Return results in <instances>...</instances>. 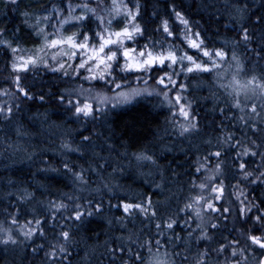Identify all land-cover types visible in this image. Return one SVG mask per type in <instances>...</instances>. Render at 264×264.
Returning a JSON list of instances; mask_svg holds the SVG:
<instances>
[{
  "label": "trees",
  "instance_id": "16d2710c",
  "mask_svg": "<svg viewBox=\"0 0 264 264\" xmlns=\"http://www.w3.org/2000/svg\"><path fill=\"white\" fill-rule=\"evenodd\" d=\"M99 2L110 8L112 0H22L17 3L18 7L8 0H0V30H3L0 40L13 46L19 43L31 52L41 40L34 36L29 25L38 18L53 16V7L59 12L46 22L49 32L61 20L68 19L69 23L60 29L64 35L80 31H88L91 35L93 30H101L95 16L85 25H79L71 17L91 16L83 11V5H87L96 8L97 15L109 19L107 12L97 8ZM123 3L134 11V6L140 5L136 23L144 32L129 44L139 51L148 45L156 53L161 46L167 49L172 45L186 51L198 63H206L208 58L185 42V36L195 39L192 33L200 32L204 46L210 51L213 48L229 51L235 47L246 69L243 78L264 73V51H261L264 41L260 40L264 24L257 23L264 17V0H123ZM173 9L189 21L190 32ZM237 9L242 10L243 19ZM24 13L30 15L28 23ZM113 19V28L123 23V20L113 22ZM164 21L172 36L163 31ZM241 25L255 33V42L247 47L242 42L235 46L231 43L240 41ZM226 40L228 45L224 43ZM12 62L11 50L0 44V90L9 91L8 96L0 95V104L13 107L10 117L0 115V226L35 228V220L39 219L43 235L37 231L21 247L0 243V264H51L45 252L50 250V245L63 243L59 237L62 230L69 231L71 236L67 260L62 264H120L119 255L110 257L109 247L118 249L121 245H131L136 249L145 240L153 243L159 240L161 252L167 249L170 253H180L176 257L177 264H195L198 253L205 249L209 252L205 258L207 264H231L229 248L220 254L215 249L234 239L240 241L239 246H246L245 235L249 228L252 234L260 235L251 220L242 222L236 197L239 195L245 205L251 202L264 209V177L260 176L264 172V160L260 155L264 153V112L252 119L231 107L225 89L216 83L215 70L181 72L174 77L178 84L187 85L182 95L191 101L190 116L196 122L195 130L181 134V117L178 124L174 123L172 107L162 99H141L92 117H78L60 96L76 91L79 82L83 92L90 88L109 94L116 87L104 86L105 82L97 80L86 82L82 74L79 80L65 76V68L53 71L52 63L48 62L47 67L42 65L26 72H14ZM120 68L119 65L113 67L118 84L126 79L134 82L133 76L141 79L145 76L143 72L131 74ZM149 73L147 78L161 91L155 78L162 73L155 68ZM15 75L20 76V85L30 98L17 92ZM222 83H227V79ZM176 91L173 88L169 97ZM221 108L224 111H220ZM241 116H245L247 124ZM229 135L233 139L225 143ZM84 136L89 137V142L83 141ZM237 139L258 154L238 157L241 149L234 146ZM252 141L259 147H253ZM216 151L221 152V157L210 155ZM140 154L150 156L151 160H137ZM241 160L246 165L244 171L252 173L246 179L238 167ZM219 161H222L220 172L215 173ZM201 164L203 167L197 172ZM76 173H82L83 181L76 178ZM212 175L215 179L208 181L206 178ZM221 181L224 195L214 203L217 207L223 204L231 209L227 219L207 209L202 211L203 219L192 209L184 210L185 204L195 196H214L211 188ZM194 183H206L207 187L201 190L194 187ZM241 191L244 195H240ZM59 203L67 208L57 210L53 207ZM96 204L100 205L99 212L94 207ZM124 204H141L147 213L136 208L125 212ZM259 209L253 207L248 216L260 214ZM75 210L85 213L80 221L74 219ZM153 210L155 216L151 215ZM88 212L92 215H87ZM13 216L18 224L11 223ZM169 218L175 220L172 229L166 227ZM29 221L32 223L28 224ZM213 223L217 224L216 228L210 226ZM201 228L211 239H197L201 236ZM130 236L136 243L129 241ZM33 248L38 249L37 252L33 253ZM141 251L145 257L149 255L146 249ZM245 256L247 264H258L264 258V250L252 246Z\"/></svg>",
  "mask_w": 264,
  "mask_h": 264
},
{
  "label": "snow or ice",
  "instance_id": "6c2138e0",
  "mask_svg": "<svg viewBox=\"0 0 264 264\" xmlns=\"http://www.w3.org/2000/svg\"><path fill=\"white\" fill-rule=\"evenodd\" d=\"M11 4L18 7L17 0H11ZM134 7L135 11L133 8L128 7L127 4L123 3V0H112L110 8H105L103 3L99 2L97 3V8H99L101 12H107L109 16V19L105 20L103 15H97L96 8H89L87 5H83V11L91 13V16L82 14L71 17V19L75 20L79 25H85L91 21L92 16H95L101 30H93L91 35L88 31H80L74 32L71 35H64L60 29L63 27V24L69 23L68 19L59 22V25L55 27L53 31L49 32L47 30L49 23L46 22H50V20L54 18V14L59 12V9L53 7V16L38 18L34 24L29 25L34 36L41 40L39 46L34 48L31 52L24 49L19 43H17L16 46H13V44L8 41L0 40V44H3L6 48L11 50L13 54L12 69L14 72L27 71L30 66L36 67L39 64H43L47 67V60H56L59 55L61 57H67L65 63L79 59V63L73 68V73L77 76L79 75L80 69H86L89 73L88 76L84 77L86 80L104 81V86L114 85L116 88H120L121 85L116 83V78L112 75L113 63L118 58V52H120L126 60H130V53L135 50L125 47L124 42L133 40L136 35H142L144 32V29L136 23L137 16L140 14V5L136 4ZM69 8H71V6H69ZM173 11L175 12V9H173ZM237 12L238 14H241V19H243L242 10L237 9ZM121 14L126 17L127 23L121 30L112 31V17ZM175 15L190 32L189 21L183 18L180 12H175ZM24 16L25 22L28 23V20L30 19L29 13H24ZM257 23L264 24V17H260ZM72 26L76 27L77 24H73ZM163 31L167 33L168 36L173 35L168 28L167 21L163 22ZM0 36H3V30H0ZM192 36H194L195 39L190 36H185L188 46L202 52L203 57L208 58L210 66L208 62L198 63L194 60L193 56L189 55L186 51H183L178 47H173L172 45H169L167 49H164L163 46H161L160 51L155 54L148 48V45H144V50H141L138 53V56L141 59L134 61L131 64L125 63L120 70L125 71L130 68H135L137 70L150 72L155 68L157 72L162 73V75L155 78L156 83L163 86L158 94H162L169 105L177 107L179 115L186 121V123L180 125L181 134L195 130L196 122L195 118L190 116L191 101H188L187 98L182 95L183 91L187 90V85L184 83L178 84L174 77H178L181 72L191 73L194 68L205 73L213 72L215 70L216 83L219 87L225 89L227 97L230 100V106L239 109L242 113H245V116L254 119L256 116H259L260 113L264 112V73L260 76L252 74L248 78H243L242 74L246 72V69L243 61L237 55L235 47H232L229 51H225L224 48H213L210 51L208 47L204 46V40L201 38L200 32L192 33ZM240 37V41L233 40L231 42L233 46L242 42L243 45L247 47L250 43L255 42V33H250L249 29L244 25H241L240 27ZM17 40H19V37H17ZM260 40L264 41V34L261 35ZM224 43L225 45H228L229 42L226 40ZM53 49L56 51L53 52ZM261 51H264V45H262ZM177 53H179V55ZM185 61L191 66H186ZM68 67H72V65L69 63ZM64 68L65 64L59 63V69ZM177 68L180 69L179 72L176 70ZM59 69L54 68L52 70L57 71ZM64 75L68 76L69 73L65 70ZM13 79L17 92L22 94L25 98H30L28 91L20 85V76L15 75ZM225 79H227V83H222ZM169 85H171V87H169ZM173 88L177 89V91L172 97H169V92L172 91ZM144 91H146V89ZM139 94H141V90L132 89L129 92L118 93L116 98L121 102H125ZM0 95L8 96L9 91L6 89L0 90ZM73 96L78 98L73 99ZM82 96L83 91L76 92L75 90H72L67 92L66 95L60 96V100L62 102L66 100L67 104L71 106V110L78 117H92L97 110L94 107V104L97 101L102 108L110 99H112L100 93H97L95 96H84L83 99L79 98ZM40 99L43 100V96H41ZM257 101L260 103H257ZM247 109H250V111H247ZM12 111V105L7 103L0 104V115H3L5 118L10 117ZM220 111H224V109L221 108ZM245 116H241L240 119L247 124L248 120L245 119ZM232 139L231 135L227 136L225 143L232 141ZM83 141L89 142V137L84 136ZM251 143L253 147H259L255 144V141H252ZM234 146L241 149L237 152L238 157L256 156L258 154L256 151L252 150V147L245 145L241 140H235ZM210 155L219 158L221 157V152L216 151L210 153ZM260 155L262 160H264V153H260ZM136 158L137 160H151L150 156L144 154L137 155ZM204 159L207 160V157ZM221 163L222 161L217 163L214 170L215 173L220 172ZM65 167L67 168V165H65ZM202 167L203 165L201 164L196 168V171L200 172ZM238 167L243 173L245 179L252 175L251 172L244 171L246 165L242 160ZM75 175L78 180L83 181L84 177L82 173H76ZM260 176L264 177V172L260 173ZM206 179L211 181L215 179V175L208 176ZM193 186L203 190L207 187V184L200 183L199 185H196L194 183ZM211 193H215V195H210L208 198L204 195L193 197L190 203L185 204L184 210L192 209L195 211L197 217L203 219L202 211L207 209L211 210L213 213H219L220 217L227 219V214L230 213L231 209L223 204L220 205V207H217L214 203V201L221 200L224 195L223 181H221L219 185L212 187ZM240 195H244V193L241 191ZM236 199L240 203L239 213L243 218L242 222L248 223V221L251 220L252 226L256 231L260 232V235L252 234V228H249L245 235L246 246H239L240 241L234 239L229 241L228 245L222 244L218 249H215V251L220 254L223 253L226 248H229L230 256L232 258L231 264H247L248 257L245 256V252L248 251L249 248L257 246L259 249L264 250V209H259L258 205L252 204L251 202H249V205H245L244 200H240L239 195ZM201 201H203V203H201ZM53 207L59 210L67 208V205L59 203L54 204ZM79 207V205L76 206L77 209H79ZM94 207L97 212L100 211L99 204L94 205ZM253 207H257L260 214L248 216V214L252 212ZM123 208L125 212H129L130 209L136 208L141 212L147 213V209L141 204H124ZM84 215V212L75 210L74 219L80 221L81 217ZM87 215H92V212H88ZM151 215L155 216L156 212L153 210ZM11 223L13 225L18 224V220L15 216L12 217ZM31 223V221L28 222V224ZM41 224L42 221L37 219L35 220V225L37 226L35 228L28 227V225L22 226L20 232L24 239H31L37 231L43 235V229L39 227ZM174 224L175 220L169 218L166 227L172 229ZM210 226L216 228L217 224L213 223ZM156 227L159 229L160 225L157 224ZM197 227H200V225H197ZM241 232L243 234V230H241ZM0 234H2V236H0V243L4 245H15L18 243L16 237L12 234L11 228L0 226ZM59 237L62 239L63 243L50 245V250L45 252V255L50 258L51 264H62L63 261L67 260V245L71 242L70 232L62 230L59 233ZM200 238L211 239L203 228H201V236L197 237V239ZM128 239L133 244L136 243V241L132 240L131 236ZM154 248L155 251H153ZM160 248L161 244L159 240H156L154 243L151 240H145L142 244H138L136 249H133L131 245H121L118 249L109 247L107 251L110 257H116L119 255L120 264H177L176 257L179 256L180 253H170L167 249L161 252ZM141 249H146L149 255L145 257ZM37 250L38 249L36 248L32 249L33 253L37 252ZM123 255H126L127 259H124ZM208 255L209 252L207 249L199 252L195 264H207L205 258ZM183 259L186 260L187 257H184ZM258 264H264V258L260 259Z\"/></svg>",
  "mask_w": 264,
  "mask_h": 264
},
{
  "label": "rangeland",
  "instance_id": "374dc122",
  "mask_svg": "<svg viewBox=\"0 0 264 264\" xmlns=\"http://www.w3.org/2000/svg\"><path fill=\"white\" fill-rule=\"evenodd\" d=\"M9 2H11V0H8ZM19 1H22V0H17V3L19 2ZM115 20H123V23L118 27V28H113L114 27V25L113 26H111V30L112 31H119V30H121L124 26H125V24L127 23V19H126V17L123 15V14H121V15H119V16H114V19H113V22L115 21ZM61 21H63V20H61ZM60 21V22H61ZM137 36V35H136ZM135 36V37H136ZM134 37V38H135ZM135 41L133 40H130V41H125L124 42V46L125 47H127V48H130V49H134L135 51H133V52H131L130 53V56H131V59L130 60H126V58H124L123 57V55L120 53V52H118V54H117V56H118V58H117V60L113 63V67L116 65H119V66H121V67H123L124 65H125V63H129V64H131V63H133L134 61H138L139 59H141L139 56H138V53L140 52L139 50H137V49H135V48H133V47H131L129 44L131 43V44H133ZM187 44H188V42H187V40L185 41ZM113 50H115V49H113ZM53 52H55L56 50L55 49H53L52 50ZM106 51H107V49H106ZM154 53V52H153ZM155 54V53H154ZM58 57V56H57ZM195 60V59H194ZM65 61H67V57H61L60 56V58L59 59H57L56 58V60H52V59H48L47 60V62L48 63H52V66L54 67V68H56V69H59V63H64L65 64V69L67 70V72L69 73V75L72 77V78H77V80H79V77L81 76V74H82V79L83 80H85L86 82H92V81H96V80H86L84 77H86V76H88L89 75V73L86 71V69H80L79 70V75L77 76L76 74H74L73 73V68H75L76 67V65L79 63V59H76L75 61H68L67 63H65ZM59 62V63H58ZM71 64L72 65V67H68V64ZM43 64H39V65H37L38 67L39 66H42ZM185 65H187V66H191V65H188V62L187 61H185ZM44 66V65H43ZM32 66H30L28 69H30ZM32 68H34V67H32ZM60 70V69H59ZM127 72H131V74L132 73H135V74H142V73H140V72H143V73H145V76L141 79V77L140 76H133V77H131L132 79H134V82H129V81H127V79L126 80H121L120 81V85H121V87L120 88H114L112 91V93H109V94H106V93H101V92H97V91H95L94 89H86L88 92H83V96L82 97H79V98H81V99H83V97L84 96H95L97 93H100V94H102V95H105V96H107V97H110V98H112V99H110L102 108H101V105H100V103L97 101L95 104H94V107L97 109L96 110V112L94 113V114H97L98 112L100 113V112H102V111H104V110H106V109H117V108H119V107H124V106H126V105H130V104H132L134 101L136 102V101H138V100H143V99H149V98H152V97H154V98H159V99H162V100H164L165 101V99H164V96L162 95V94H158V93H160V90L159 89H157V88H154L153 87V85H152V83H151V80L150 79H148L147 77L149 76V72H145V71H143V70H137V69H135V68H130V69H127L126 70ZM193 71H196V69L194 68V70ZM22 72H26V71H21L20 73H22ZM112 75H113V69H112ZM145 81H146V83H145ZM102 82H104V81H102ZM80 85V86H79ZM79 85L76 87L77 89H76V92H80V91H83V89H82V87H81V84H80V82H79ZM161 87H163V86H161ZM132 89H139V90H141V94H139V95H136V96H134L133 98H131L130 100H128V101H125V102H121L119 99H117L116 97H117V94L118 93H120V92H129L130 90H132ZM146 89V91H144ZM93 91H95L96 93H94ZM76 98H78V97H76ZM75 98V99H76ZM171 113H172V119H173V121H174V123H176V124H178V118L179 117H181V119H182V124H184V123H186V121L184 120V118L182 117V116H180L179 115V113H178V109H177V107H175V106H172L171 105ZM174 113H175V115H174ZM3 227H4V225H2ZM22 226H24V225H22ZM21 226V227H22ZM21 227H7V228H11V230H12V234H13V236L14 237H16V239H17V241H18V243H17V245L15 244V245H12V244H8V245H6V246H8V247H13V246H20L21 247V245L24 243V242H28L29 240H25L24 239V237H23V235L21 234V232H20V229H21ZM0 236H2V234H0Z\"/></svg>",
  "mask_w": 264,
  "mask_h": 264
}]
</instances>
